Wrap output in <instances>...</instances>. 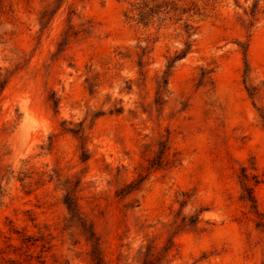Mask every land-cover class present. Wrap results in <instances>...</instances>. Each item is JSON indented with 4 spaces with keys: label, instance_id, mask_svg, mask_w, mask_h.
I'll list each match as a JSON object with an SVG mask.
<instances>
[{
    "label": "rangeland",
    "instance_id": "obj_1",
    "mask_svg": "<svg viewBox=\"0 0 264 264\" xmlns=\"http://www.w3.org/2000/svg\"><path fill=\"white\" fill-rule=\"evenodd\" d=\"M93 241L264 264V0H0V264Z\"/></svg>",
    "mask_w": 264,
    "mask_h": 264
},
{
    "label": "trees",
    "instance_id": "obj_2",
    "mask_svg": "<svg viewBox=\"0 0 264 264\" xmlns=\"http://www.w3.org/2000/svg\"><path fill=\"white\" fill-rule=\"evenodd\" d=\"M73 133H76V131H73ZM66 205L70 211H72V203L70 201H66ZM92 261L93 264H102V259L100 257V254L98 253V247H97V241L92 242Z\"/></svg>",
    "mask_w": 264,
    "mask_h": 264
}]
</instances>
